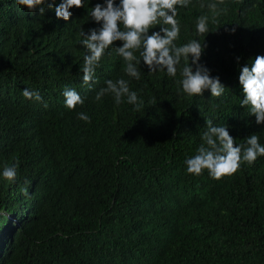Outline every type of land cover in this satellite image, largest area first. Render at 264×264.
I'll use <instances>...</instances> for the list:
<instances>
[{
  "label": "trees",
  "instance_id": "obj_1",
  "mask_svg": "<svg viewBox=\"0 0 264 264\" xmlns=\"http://www.w3.org/2000/svg\"><path fill=\"white\" fill-rule=\"evenodd\" d=\"M211 2L178 7L175 43H203L200 63L225 86L220 97L210 90L187 97L178 91L179 70L175 78L149 74L143 61L139 80L127 76L116 53L122 41L104 52L85 86L80 32L101 27L88 13L105 0H85L68 21L54 9L40 16L0 0V264H264V156L220 180L186 171L206 118L227 125L236 146L253 134L264 145V125L240 106L239 83L240 69L264 55V0H225L217 23L200 7ZM203 14L210 32L197 37ZM120 78L141 110L126 97L119 106L111 95L95 100L107 80ZM25 88L42 101L25 99ZM65 88L83 106L67 109ZM17 160L15 180H4L3 167Z\"/></svg>",
  "mask_w": 264,
  "mask_h": 264
},
{
  "label": "clouds",
  "instance_id": "obj_2",
  "mask_svg": "<svg viewBox=\"0 0 264 264\" xmlns=\"http://www.w3.org/2000/svg\"><path fill=\"white\" fill-rule=\"evenodd\" d=\"M16 3L33 14L38 9L40 16L46 9H54L56 18L65 21L72 16L70 9L85 6V0H61L58 5L56 0H16ZM191 3L192 0H119V4L116 0H105V4L97 3L88 15L101 27L90 30V35L80 32L83 37L80 44L87 49L80 69L83 85L92 86L104 52L116 41H122V46L116 47V53L124 62L123 71L127 76L139 80L138 66L143 61L150 70L149 74L166 72L169 78H175L179 70L181 79L176 81L178 91L187 97L203 96L205 90H210L212 97H220L225 92V86L219 77H212L210 70L200 63L203 43L199 39H192L181 46L175 43L180 34L176 19L178 7L187 8ZM224 4L225 0H214L207 5L201 3L200 7H206L211 13V22L217 23L220 15L227 14V7H222ZM209 20L207 14L197 18V37L210 32ZM156 26H160V30L149 34L150 29ZM231 31L234 33L235 28ZM239 83L244 94L240 106L247 110L249 116H255L257 124L264 125V55L256 56L251 66L240 69ZM22 95L27 100L42 101L38 91L25 88ZM105 95H111L117 106L126 97L127 103L134 105L133 111L143 107L137 92L131 91L129 81L123 78L107 80L106 87L96 93L95 100L99 102ZM63 96L65 107L69 110L84 104V99L75 89L65 88ZM149 103L155 105L156 98L153 97ZM77 118L90 123L86 113H77ZM206 123L207 130L202 134L197 154L185 160L188 174L199 176L207 170L212 179L220 180L235 174L242 163L252 166L258 157L264 156V145L259 142L258 135L253 134L245 139V143L236 146L227 125L215 126L209 118H206ZM18 167V160L13 165L6 164L2 170L3 179L14 181ZM20 192L25 197L29 195L26 186L21 187Z\"/></svg>",
  "mask_w": 264,
  "mask_h": 264
}]
</instances>
